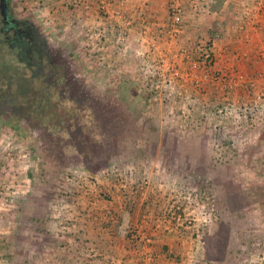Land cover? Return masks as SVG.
Here are the masks:
<instances>
[{
  "label": "rangeland",
  "instance_id": "374dc122",
  "mask_svg": "<svg viewBox=\"0 0 264 264\" xmlns=\"http://www.w3.org/2000/svg\"><path fill=\"white\" fill-rule=\"evenodd\" d=\"M10 2L15 17L42 31L50 55L45 71L24 72L15 55L5 59L0 51V94L18 97L14 111H0L2 237L35 239L39 253L54 254L48 244L58 241L57 229L80 243V235L95 231L90 225L100 235L118 228L126 237L133 211L142 218L148 205L151 222L145 217L133 224L136 234L149 237L146 226L167 221L165 236L184 254V264H205L203 237L216 227L215 214L236 232L241 255L230 264H264V88L237 82L239 74L229 85L230 75L216 70L213 42L187 43V0L179 25L168 0L165 37L144 49L133 35L136 24L114 13L110 0L106 8L98 0L81 8L72 0ZM204 48L212 64L198 61ZM261 63L264 74L263 56ZM220 137L238 150V162L220 161ZM104 191L124 198L104 201L107 219L91 199ZM174 208L183 231L164 216ZM36 219L48 220L46 233L35 232ZM130 241L138 253L128 262L146 264L142 245Z\"/></svg>",
  "mask_w": 264,
  "mask_h": 264
},
{
  "label": "crops",
  "instance_id": "0c3cea01",
  "mask_svg": "<svg viewBox=\"0 0 264 264\" xmlns=\"http://www.w3.org/2000/svg\"><path fill=\"white\" fill-rule=\"evenodd\" d=\"M67 1L70 2V0H65V2ZM72 1L75 7L81 8L91 0ZM110 1L114 13L121 11L136 24L133 35L141 40V48L144 49V44L150 43L155 37L162 39L160 35L164 39V32L170 25L168 0ZM186 7L183 36L187 43L192 47L196 46L199 41L213 42V52L217 60L216 70L221 72V75H230L229 85L234 83L236 74H239L237 82L243 78L247 81H254L259 86V92L262 91L264 88V76L261 73L263 68L261 58L264 57V0H196L195 5L189 2ZM162 41L159 40L160 43ZM111 193V204L124 201L123 197L120 198V201H116L118 197L116 192L111 191ZM96 197L93 202H96L97 212L103 216L100 218L107 219L105 210L101 211V207L107 205L99 199L95 200ZM146 207L142 218L139 214L142 212L135 209L128 223L132 222L131 225L137 224L139 221L145 223L146 221L143 220L145 217H148L150 219L148 221L151 222L154 211L151 208L149 210L148 205ZM119 209L122 208L118 204L113 208L115 212L119 213L117 214L118 223H120L121 217L122 222L125 221ZM2 213L0 210V215ZM146 213L148 216L145 215ZM125 214L128 213L125 212ZM166 222L163 226H161L163 223L156 222L146 226L145 229L150 231L149 237L144 236L143 239H140L136 243L137 249L141 248L139 245H142L141 250L144 249L143 252L152 259L149 264H184V254L177 252L171 243L173 239L165 236L171 232L166 233L168 230ZM107 224L109 225L106 227L111 228L110 221ZM91 226L88 227L95 231H89L90 238L80 235L81 243L77 239L65 236L66 234H63L62 230L57 229L59 231L58 241L52 240L48 244L54 247L52 248L54 254L49 251L39 253L37 248L39 244L35 239L18 241L14 240V237H2L3 227L0 226V264H130L129 260L135 263L134 258L138 253L132 249V247L135 248V245L130 244L131 241L126 237H120L119 232L116 233L118 228L109 236L101 232V236L97 231L100 228ZM161 227L164 230L159 231L158 228ZM164 247L166 248L164 249ZM175 253L176 256L173 258ZM185 255L187 257V253ZM168 256L170 259H167ZM171 259L175 263L170 262Z\"/></svg>",
  "mask_w": 264,
  "mask_h": 264
},
{
  "label": "trees",
  "instance_id": "16d2710c",
  "mask_svg": "<svg viewBox=\"0 0 264 264\" xmlns=\"http://www.w3.org/2000/svg\"><path fill=\"white\" fill-rule=\"evenodd\" d=\"M0 51H1V55L5 56V57H2V58H5V59H7V57H9L8 55H15L3 43H0ZM207 54H209L207 48H204L201 51H199L198 52V57H197L198 61L203 62L204 60H207V61L210 62L209 64H212V61H211L212 59H210L211 55H209V57L206 58L205 56ZM15 59H16V61H18L16 55H15ZM26 60L27 59L24 58L23 61H18V64L23 66L24 70L23 69L22 70L24 72H26L28 70V69H26L27 65H25ZM16 70H17V67H16V69H12L13 72H15ZM29 75H30V73H28V76ZM25 78L28 79L27 77H25ZM31 83L32 82L29 81L28 85L30 86ZM218 142L221 143V144L218 147L215 148V152L216 153L219 152L218 156H220V161L223 162V159H224V163H225V161H227V160L234 159L235 161L238 162L239 159L234 157V153H238V150L234 149L232 146H228L227 147L226 146L227 145V141H225L223 139V137H220ZM260 144H264V141H261ZM215 167H217V166H215ZM29 176L34 181L36 180L35 175H33L32 173ZM39 178L41 179L42 175H39ZM39 184L42 185V180L40 181ZM91 199L94 200V197L91 198ZM97 199L101 200L102 202L111 201L112 200V195L105 193V191L101 192V193L98 192V196L95 198V200H97ZM212 203H215V199H212V201L210 203V206H211ZM220 204L222 206H224V204L222 202H220ZM216 207L217 208L219 207V202H217V206ZM175 208L174 209H170L169 211L165 210L164 216L169 217L170 221H168V222L170 224L176 225L178 230L183 231L184 225L182 223H180V222H177V220L174 219V217L177 214V212H179ZM215 213H216V211H215ZM235 214H237L239 216L240 212L236 211ZM215 216H216V219H217L216 227L214 228L213 231L209 232V234H206L203 237V240H204L205 264H226V263L230 264V263L236 262V260L238 258H240V255H241V254H239L240 250L238 249V245L236 244L237 242L236 243L234 242V241H237L236 240V232H233V228H232V225H231L230 221H224L220 217V214H215ZM36 220H37L36 223L33 224V227L35 228V232H37L38 234L42 233V232L46 233L47 229H46L44 223L47 224L48 220L46 219L43 222H40L39 219H36ZM37 222H40V223H37ZM37 224H39L41 226L37 227L38 226ZM126 239L135 240L137 242H138V240H140V237H139V235L136 234V229L133 227V225L130 226L128 234L126 235ZM232 241H233V244L235 245L234 248L232 246Z\"/></svg>",
  "mask_w": 264,
  "mask_h": 264
},
{
  "label": "flooded vegetation",
  "instance_id": "af4514ba",
  "mask_svg": "<svg viewBox=\"0 0 264 264\" xmlns=\"http://www.w3.org/2000/svg\"><path fill=\"white\" fill-rule=\"evenodd\" d=\"M0 0V43L14 53L18 61L26 58L28 70L45 71L50 49L42 31L29 19L15 17L11 11L10 0H5L3 7ZM4 11L3 15L1 12ZM12 68V63L10 64ZM37 68V69H36ZM31 71V72H32ZM7 96V97H5ZM0 94V111H14L18 97Z\"/></svg>",
  "mask_w": 264,
  "mask_h": 264
},
{
  "label": "built area",
  "instance_id": "2783aa9c",
  "mask_svg": "<svg viewBox=\"0 0 264 264\" xmlns=\"http://www.w3.org/2000/svg\"><path fill=\"white\" fill-rule=\"evenodd\" d=\"M100 2V4L102 5L103 8H106V5H109L106 0H98ZM171 18L173 20V22L176 25H179L182 22V18L184 15V0H171ZM187 2L191 3V4H196V0H187ZM208 58V57H207ZM264 76V74H263ZM3 193L0 192V196H2ZM177 210H180V207H176ZM175 220H177L178 222L181 221V216L180 215H176L174 217ZM128 234V233H127ZM152 261L151 257H149L148 259H146L145 263L149 264Z\"/></svg>",
  "mask_w": 264,
  "mask_h": 264
},
{
  "label": "water",
  "instance_id": "95a60500",
  "mask_svg": "<svg viewBox=\"0 0 264 264\" xmlns=\"http://www.w3.org/2000/svg\"><path fill=\"white\" fill-rule=\"evenodd\" d=\"M4 1H5V0H2V1H1V4H2L1 7H3ZM1 13H2L3 15H5V14H4V11H2Z\"/></svg>",
  "mask_w": 264,
  "mask_h": 264
}]
</instances>
